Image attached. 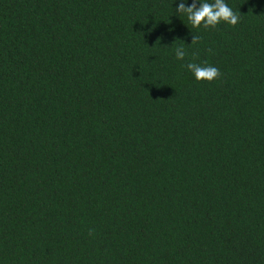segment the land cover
Returning a JSON list of instances; mask_svg holds the SVG:
<instances>
[{
	"label": "trees",
	"instance_id": "obj_1",
	"mask_svg": "<svg viewBox=\"0 0 264 264\" xmlns=\"http://www.w3.org/2000/svg\"><path fill=\"white\" fill-rule=\"evenodd\" d=\"M181 2L0 0V264H264V0Z\"/></svg>",
	"mask_w": 264,
	"mask_h": 264
},
{
	"label": "clouds",
	"instance_id": "obj_2",
	"mask_svg": "<svg viewBox=\"0 0 264 264\" xmlns=\"http://www.w3.org/2000/svg\"><path fill=\"white\" fill-rule=\"evenodd\" d=\"M176 12L180 14H186L188 21L193 28L215 27L221 22L235 26L240 16L225 2V0H213V2H207V0H200L199 6H197L196 0H193L191 5H187L182 2L177 5ZM200 37L194 35L191 43H196ZM211 52L212 50L209 49ZM186 53L182 47L176 49L177 59H183ZM198 54L193 53L196 57ZM186 67L194 74L196 80L213 81L220 77L221 72L217 67L198 64L195 62L188 63Z\"/></svg>",
	"mask_w": 264,
	"mask_h": 264
}]
</instances>
